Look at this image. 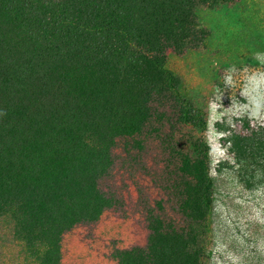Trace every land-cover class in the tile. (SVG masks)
<instances>
[{"label":"trees","instance_id":"obj_1","mask_svg":"<svg viewBox=\"0 0 264 264\" xmlns=\"http://www.w3.org/2000/svg\"><path fill=\"white\" fill-rule=\"evenodd\" d=\"M234 1L0 0V229L26 264H61L63 235L119 209L131 170L156 195L135 187L145 242L114 263L210 264L228 196L165 58L204 49L196 12Z\"/></svg>","mask_w":264,"mask_h":264},{"label":"rangeland","instance_id":"obj_2","mask_svg":"<svg viewBox=\"0 0 264 264\" xmlns=\"http://www.w3.org/2000/svg\"><path fill=\"white\" fill-rule=\"evenodd\" d=\"M207 30L204 49L166 53L179 92L205 118L197 133L208 146L210 169L228 196L210 223V264H264V0H235L196 12ZM220 166V167H219ZM119 209L76 226L61 240V264H115V250L143 246L146 237L135 187L156 190L136 170L113 176ZM0 264H26L20 248L0 229Z\"/></svg>","mask_w":264,"mask_h":264}]
</instances>
